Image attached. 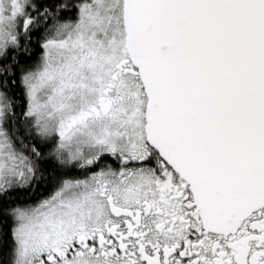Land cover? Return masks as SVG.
<instances>
[{"label":"snow or ice","instance_id":"6c2138e0","mask_svg":"<svg viewBox=\"0 0 264 264\" xmlns=\"http://www.w3.org/2000/svg\"><path fill=\"white\" fill-rule=\"evenodd\" d=\"M0 264H264V0H0Z\"/></svg>","mask_w":264,"mask_h":264}]
</instances>
